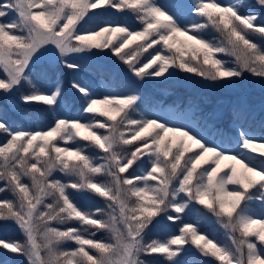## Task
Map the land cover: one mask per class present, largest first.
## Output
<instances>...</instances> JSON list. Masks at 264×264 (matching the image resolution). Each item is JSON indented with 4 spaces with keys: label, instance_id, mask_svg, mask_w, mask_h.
Returning <instances> with one entry per match:
<instances>
[{
    "label": "snow or ice",
    "instance_id": "6c2138e0",
    "mask_svg": "<svg viewBox=\"0 0 264 264\" xmlns=\"http://www.w3.org/2000/svg\"><path fill=\"white\" fill-rule=\"evenodd\" d=\"M209 28L221 39L206 38ZM257 41L264 0H0V94L27 86L20 101L47 106L53 117L35 130L0 118V222L21 235H0V249L25 264H204L184 258L191 245L218 264H264V118L257 134L241 123L248 109L237 106L236 135H226L198 109L187 119L164 107L141 110L138 91L97 94L79 80L71 87L80 111L60 116L61 82L34 79L45 59L79 71L74 57L104 50L139 82L175 70L223 84L246 72L264 78ZM74 192L103 206L85 209ZM193 204L217 219L230 244L203 234L199 220L182 219ZM165 217L179 222L178 234L148 239Z\"/></svg>",
    "mask_w": 264,
    "mask_h": 264
},
{
    "label": "rangeland",
    "instance_id": "374dc122",
    "mask_svg": "<svg viewBox=\"0 0 264 264\" xmlns=\"http://www.w3.org/2000/svg\"><path fill=\"white\" fill-rule=\"evenodd\" d=\"M255 2V0H252ZM248 6H252L253 4H247ZM110 19V18H109ZM116 19V18H111ZM259 43H264V41ZM75 61L80 63L86 71L88 69V65L98 64V65H112L116 71V75H118L119 79L114 80L113 77L110 81L103 80L102 78L97 77V75H90L88 80H85L81 77H78L77 80L86 83L90 86L93 92L97 94H102L107 90H115V91H129L135 90L139 92V88L145 89L143 82L137 81L134 77H132L131 73L128 72L127 66L123 64L117 57H115L110 51L104 50L102 54H98L93 57H74ZM86 62V63H85ZM39 66L43 68H34V72H41L44 70V66L51 67L47 59L41 61ZM61 66V65H59ZM59 66L55 67L57 73L54 72H46L45 78L43 80L38 81L37 83L42 85H47L50 81L59 80L62 84V80L64 79V69L59 70ZM37 69H40L39 71ZM50 73V74H49ZM85 76V73H84ZM172 76V75H171ZM181 77V76H180ZM184 76H182L183 78ZM198 77V81H180L184 82L186 85L185 92L175 94L176 98L179 100L177 104L171 105L170 102H162L159 104V107H164L166 109L172 111H178L183 115L184 118H189L192 115L194 110H200L205 115H211L213 117V123L226 135L235 136L236 132L233 126V123H228L225 119L224 113L227 109H237V106H244L248 109L250 116L245 114L241 117L242 120L245 119V126H251L252 130L259 134L262 129L260 127L261 119L264 118V78H259L251 75L250 73H244L242 79H234L231 83H226L221 85V83H214L208 80H205L202 77ZM129 80L132 82L133 87L127 86L125 84V80ZM201 81L205 82V84L201 83ZM219 85V86H218ZM138 86V87H137ZM65 87L66 92H76L72 87L71 83L63 85ZM27 91V87H22L14 91L10 96H5L0 94V102L8 103L10 101H14L15 98L20 96L21 92ZM140 94H144L139 92ZM197 116H199V112H197ZM92 154H97L95 150L89 149ZM227 163V161H225ZM138 173V172H137ZM74 198L77 202L84 207L85 209L92 210L95 207L103 206L102 199L92 195L87 192L82 193H73ZM193 211L187 215H183L182 217H190V218H199L203 217L207 219L209 222L211 218L217 220L211 213L202 211L201 207L197 204L192 205ZM159 226H167L170 225L165 219H160L157 223ZM14 232V233H13ZM102 233H98V237ZM0 235L5 238H15L21 239V235L19 230L17 229L14 223L10 222H1L0 223ZM71 246V245H70ZM0 264H25L23 257H20L15 254H9L4 250L0 249Z\"/></svg>",
    "mask_w": 264,
    "mask_h": 264
},
{
    "label": "trees",
    "instance_id": "16d2710c",
    "mask_svg": "<svg viewBox=\"0 0 264 264\" xmlns=\"http://www.w3.org/2000/svg\"><path fill=\"white\" fill-rule=\"evenodd\" d=\"M217 2H227V0H217ZM235 2V0H233ZM246 4H253L254 1L252 0H245ZM102 19H125L128 21H133L134 17L128 15L126 17H119L114 16L111 14H105L101 17ZM206 38L210 40H220V34L212 29L209 28L205 31ZM258 42V41H257ZM262 42V41H260ZM218 58L227 60L232 62L234 59L231 56L221 54ZM86 63V62H85ZM112 65H98V64H91L88 65V69L86 71L84 67L81 68L79 71H75L72 69H64V79L62 80V96L60 98L59 106L57 107L56 114L60 116H75L80 111L82 107V99L80 94L77 92H66L65 87L63 85L71 83L73 80H77L78 77H81L85 80L89 79L90 75H97V77L102 78L103 80L110 81L113 77L114 80L119 79L118 75H116V71L111 68ZM35 68H43L37 65ZM63 66H59V70L62 69ZM40 69H37L38 71ZM46 72H54L57 73L56 68L44 66V70L41 72L35 73L34 79L38 82L45 78ZM49 73V74H50ZM85 73V76H84ZM247 73V72H246ZM245 73V74H246ZM181 76V77H180ZM182 76H184L182 78ZM191 81L195 82L198 81V77L194 74L190 73H183L178 70L173 71V75L169 76L167 79L164 78H154V79H145L143 85L145 89L139 88V92H146L144 97V103L140 105L141 110H145L147 108H157L160 103L162 102H170L171 105H175L178 103V99L176 98L175 94L185 92L186 85L184 82L180 81ZM236 79V78H235ZM242 79V78H237ZM201 83L205 84V82L201 81ZM125 84L127 86L133 87L132 82L128 79L125 80ZM221 85H224L221 83ZM219 86V85H218ZM27 87V86H25ZM138 87V86H137ZM236 110L234 109H227L224 113L225 119L228 123H233L232 115ZM0 118L5 119L8 124L13 128H30L35 130L36 128H46L48 127L53 120L52 113L48 110L47 106L42 104H32V105H25L23 104L19 96L14 99V101H10L8 103L0 102ZM245 122V119L242 120V123ZM6 137L3 133H0V142H3ZM139 172V168L136 169ZM2 186V185H0ZM198 205V204H197ZM200 206L202 211L208 212L203 206ZM89 209V207H88ZM167 221L166 217L163 218ZM185 222H193L199 220L198 228L199 230L207 235L209 238H214L216 241H219L222 244H230V240L228 239V232L226 229L222 227V225L215 219L211 218L208 222L207 219L203 217L199 218H190V217H182ZM13 223L11 221H8ZM170 225L167 226H159L156 224L155 226L151 227V230L148 232V239H159L164 240L168 238L170 234H178L179 229V222H172L167 221ZM1 223V222H0ZM14 233V232H13ZM105 235V234H101ZM71 245V246H70ZM68 247H72L73 245L69 243ZM184 258L194 261H204V264H218L213 258H205L200 255L198 250L191 245L185 246ZM158 264H169L166 259L160 258Z\"/></svg>",
    "mask_w": 264,
    "mask_h": 264
}]
</instances>
